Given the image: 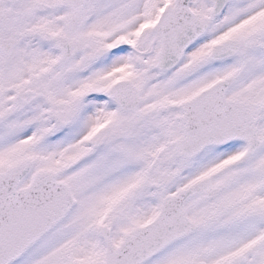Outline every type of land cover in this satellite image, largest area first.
Masks as SVG:
<instances>
[{"label": "snow or ice", "instance_id": "obj_1", "mask_svg": "<svg viewBox=\"0 0 264 264\" xmlns=\"http://www.w3.org/2000/svg\"><path fill=\"white\" fill-rule=\"evenodd\" d=\"M0 264H264V0H0Z\"/></svg>", "mask_w": 264, "mask_h": 264}]
</instances>
